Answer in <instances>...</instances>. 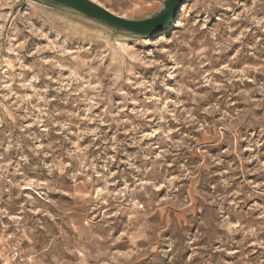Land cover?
I'll use <instances>...</instances> for the list:
<instances>
[{"label": "rangeland", "instance_id": "rangeland-1", "mask_svg": "<svg viewBox=\"0 0 264 264\" xmlns=\"http://www.w3.org/2000/svg\"><path fill=\"white\" fill-rule=\"evenodd\" d=\"M0 264H264V0H0Z\"/></svg>", "mask_w": 264, "mask_h": 264}, {"label": "water", "instance_id": "water-1", "mask_svg": "<svg viewBox=\"0 0 264 264\" xmlns=\"http://www.w3.org/2000/svg\"><path fill=\"white\" fill-rule=\"evenodd\" d=\"M49 8L72 14L115 34L138 37H153L167 30L175 23L185 0H162L159 10L149 17L128 19L118 16L94 0H32Z\"/></svg>", "mask_w": 264, "mask_h": 264}]
</instances>
